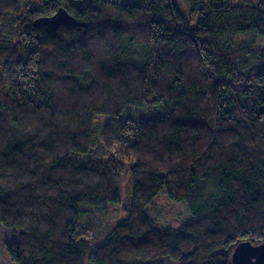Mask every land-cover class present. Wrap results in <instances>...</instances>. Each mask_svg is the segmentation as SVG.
<instances>
[{"label":"trees","instance_id":"1","mask_svg":"<svg viewBox=\"0 0 264 264\" xmlns=\"http://www.w3.org/2000/svg\"><path fill=\"white\" fill-rule=\"evenodd\" d=\"M247 1L0 0L10 264H231L264 241V0ZM59 8L85 26L32 25ZM164 190L191 213L178 227L148 213Z\"/></svg>","mask_w":264,"mask_h":264},{"label":"rangeland","instance_id":"2","mask_svg":"<svg viewBox=\"0 0 264 264\" xmlns=\"http://www.w3.org/2000/svg\"><path fill=\"white\" fill-rule=\"evenodd\" d=\"M122 2L129 1L130 3H137L141 2L142 0H120ZM178 4L180 10L188 15L189 14V8L187 5L186 0H175ZM253 0H248L247 2H252ZM232 3H237L238 0H230ZM257 45L264 49V38L263 39H256ZM133 108L132 106H127V109ZM128 112L124 111L122 116H125ZM138 113V112H137ZM136 113V114H137ZM144 115V112H143ZM98 122H105V117L100 116L97 120ZM129 191V197L131 199V184L127 187ZM129 197L127 200L123 199L125 205L123 204H115L110 206V210L108 215L106 216L105 223L106 224H116L117 222L121 221L122 219L127 217L128 210H129ZM152 206V207H151ZM151 207V209H150ZM150 209V212L148 211L150 217L155 218V223H158V227H178L183 222H185L187 219L190 218L191 213L187 210L185 205L183 203H176L173 201H170L166 196V191H161L156 198L154 199L153 203L148 207V210ZM15 233L13 230L8 229L0 224V264H10V259L7 254V247L6 244L11 243L15 238ZM234 248H231L230 255L232 253ZM147 264H157V263H147ZM159 264V263H158Z\"/></svg>","mask_w":264,"mask_h":264},{"label":"water","instance_id":"3","mask_svg":"<svg viewBox=\"0 0 264 264\" xmlns=\"http://www.w3.org/2000/svg\"><path fill=\"white\" fill-rule=\"evenodd\" d=\"M36 28L47 27L56 31L61 25H83L67 13L64 8H59L55 14L48 17H40L33 21ZM231 264H264V241L254 244L251 241L240 242L234 247L230 255Z\"/></svg>","mask_w":264,"mask_h":264}]
</instances>
